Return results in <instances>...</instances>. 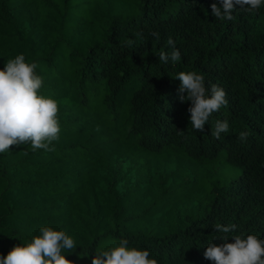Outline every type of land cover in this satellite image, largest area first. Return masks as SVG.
Segmentation results:
<instances>
[{
	"label": "trees",
	"instance_id": "16d2710c",
	"mask_svg": "<svg viewBox=\"0 0 264 264\" xmlns=\"http://www.w3.org/2000/svg\"><path fill=\"white\" fill-rule=\"evenodd\" d=\"M71 2L0 0V69L35 62L61 129L54 151L0 153V255L44 226L74 240L76 264L121 239L158 264H212L217 223L264 240V6L221 21L219 0H134L125 19L100 8L74 21ZM169 37L175 65L158 58ZM180 71L226 93L203 133L178 98ZM217 119L229 123L220 139Z\"/></svg>",
	"mask_w": 264,
	"mask_h": 264
},
{
	"label": "clouds",
	"instance_id": "9594fccd",
	"mask_svg": "<svg viewBox=\"0 0 264 264\" xmlns=\"http://www.w3.org/2000/svg\"><path fill=\"white\" fill-rule=\"evenodd\" d=\"M219 5L211 4L212 15L221 21H232L236 6L252 12L264 6V0H219ZM152 35L159 38L158 33ZM167 44L172 51L170 54L160 52L159 61L167 64L171 60L175 65L181 60L180 52L171 37ZM36 68L35 62L27 63L25 56L19 54L0 69V153L10 150L13 145L27 143L33 151L55 150L52 145L59 139L61 130L58 102L40 93L43 80L35 73ZM175 79L180 81L177 90L180 102L189 101L191 104L187 109L190 125L195 131L203 133L209 117L227 106L225 91L216 84L206 87L204 75L195 71H180ZM228 131V121L217 119L211 134L220 139L221 134ZM249 135L248 131H241L238 139L245 142ZM236 229L235 224H215L214 231L221 235L207 243L204 259L212 264H264V240L254 234L234 235ZM216 239L222 243L213 242ZM76 247L74 240L64 231L44 226L39 229L38 235L20 241L6 256L0 255V264H76L65 254ZM150 255L149 250L129 247V241L121 239L112 241L107 249L97 248L91 256V264H158Z\"/></svg>",
	"mask_w": 264,
	"mask_h": 264
},
{
	"label": "rangeland",
	"instance_id": "374dc122",
	"mask_svg": "<svg viewBox=\"0 0 264 264\" xmlns=\"http://www.w3.org/2000/svg\"><path fill=\"white\" fill-rule=\"evenodd\" d=\"M74 7L72 17L74 21H78L81 16H86L91 10L99 11L104 9L105 14L113 18L125 19L128 16L138 12L130 9L134 0H70Z\"/></svg>",
	"mask_w": 264,
	"mask_h": 264
}]
</instances>
